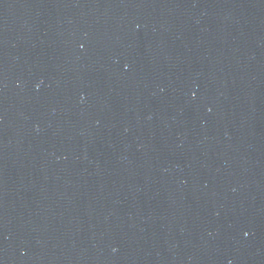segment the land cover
I'll return each mask as SVG.
<instances>
[{"label": "water", "instance_id": "obj_1", "mask_svg": "<svg viewBox=\"0 0 264 264\" xmlns=\"http://www.w3.org/2000/svg\"><path fill=\"white\" fill-rule=\"evenodd\" d=\"M0 264H264V0H0Z\"/></svg>", "mask_w": 264, "mask_h": 264}]
</instances>
